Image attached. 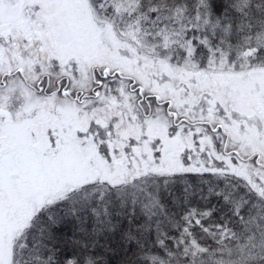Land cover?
I'll return each mask as SVG.
<instances>
[{
	"label": "snow or ice",
	"instance_id": "obj_1",
	"mask_svg": "<svg viewBox=\"0 0 264 264\" xmlns=\"http://www.w3.org/2000/svg\"><path fill=\"white\" fill-rule=\"evenodd\" d=\"M0 264H264V0H0Z\"/></svg>",
	"mask_w": 264,
	"mask_h": 264
}]
</instances>
